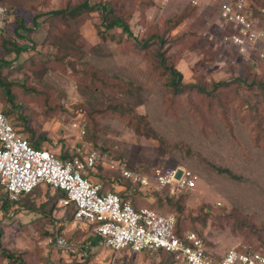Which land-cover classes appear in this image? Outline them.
<instances>
[{
  "label": "rangeland",
  "instance_id": "374dc122",
  "mask_svg": "<svg viewBox=\"0 0 264 264\" xmlns=\"http://www.w3.org/2000/svg\"><path fill=\"white\" fill-rule=\"evenodd\" d=\"M226 1L230 0H1L12 13L11 37L26 49L22 60L33 59L39 69H19V62L8 67L5 62H14L15 55L6 60L0 55V71L15 85V105L27 123L16 115L10 120L27 141L30 133L24 128L46 138L42 146L57 155L76 154L88 143L104 160L122 162L121 167L133 172L186 169L198 175L199 182L178 196L183 198V212L168 204L160 207L161 196L150 190L140 193L126 179L122 184L129 186L116 185L115 191L127 189L139 205L174 214L215 255L245 247L264 254V62L222 43L219 11ZM245 1L264 27V0ZM105 4L132 15L134 38L119 29L105 32ZM78 7L92 10L78 19L79 34L65 45L67 50L57 48L47 39V19ZM192 9L193 16L173 30L179 17ZM17 29L24 37H16ZM163 37V47L156 42L138 53L144 40ZM158 48L194 91L174 96L169 74L155 69ZM0 103L5 110L9 107ZM114 107L121 112L112 111ZM74 123L86 126L84 139L72 129ZM148 128L155 137L147 134ZM99 166L93 180L112 191L108 181L120 174L104 162ZM36 192L17 203L7 202L4 210L6 197L0 190V264H19L6 259L3 251L25 264L167 261L160 253L115 252L104 242L90 246L94 227L69 220L74 208L54 203L55 190L42 185ZM31 206L34 209H28ZM57 235L67 241L66 248L49 244Z\"/></svg>",
  "mask_w": 264,
  "mask_h": 264
},
{
  "label": "built area",
  "instance_id": "2783aa9c",
  "mask_svg": "<svg viewBox=\"0 0 264 264\" xmlns=\"http://www.w3.org/2000/svg\"><path fill=\"white\" fill-rule=\"evenodd\" d=\"M219 21L223 44L235 47L249 59L253 56L264 62V27L251 16L245 0L224 2ZM10 23V10L0 0V37ZM72 129L82 139L87 135L86 126L80 123H74ZM81 152V156L71 153L69 159L61 160L48 149L32 147L15 131L0 104V187L7 190L12 202L17 203L39 186H49L66 193L60 205L75 206L74 222L93 225L97 235L115 252L164 251L179 264H264V254L247 247L230 249L224 256L215 255L195 231L179 235L174 214L164 215L147 206L137 209L105 189L103 183L88 178L104 162L137 189L178 197L197 187L198 175L179 167H163L149 174L133 172L121 167L122 162L104 160L88 143H84ZM49 244L66 248L68 243L57 235Z\"/></svg>",
  "mask_w": 264,
  "mask_h": 264
},
{
  "label": "trees",
  "instance_id": "16d2710c",
  "mask_svg": "<svg viewBox=\"0 0 264 264\" xmlns=\"http://www.w3.org/2000/svg\"><path fill=\"white\" fill-rule=\"evenodd\" d=\"M150 4L152 5V3H150ZM84 7L88 8V5L85 4ZM81 9L78 7L76 9L71 10V11L70 10L58 11L57 13H55L54 16H51L49 19H47L48 23H49V30H48V35H47L48 41H51L55 46H57V48L60 46H63V49L67 50L65 45L70 44L72 42V40L79 34L80 26H79L78 19L80 18V16H82L84 14V12H90L92 10V8H91L88 11H80ZM194 12H195V10L192 9L190 11V13H187V12L183 13L179 17L177 22L172 26V29L173 30L176 29L177 27H179L181 25V23L184 20H186L189 17H192ZM101 13H102V17H103V22L106 24L105 32L107 30L119 29V30H121L123 35H127L131 38H134L133 33L131 31V25H130V21L132 19L131 14L119 13L117 8L110 5V4L109 5L108 4L103 5L101 7ZM10 14L12 16L11 11H10ZM251 15L253 18L255 17V16H253L252 13H251ZM62 21H63V23L61 26H63V29L59 25V22H62ZM10 24H9L8 29H7V32L5 34L1 35V37H0V48L2 49V50H0V55H2L1 57H4V59H5V58H8V57L15 55L14 62H9V61L5 62L8 67H12V65L14 63L19 62L20 63L19 69L25 68L26 66H28V69L30 71H32L33 73H37L39 66L35 63V61L33 59L22 60L21 56L26 49L21 47L17 43L16 38L11 37V35L13 34V31H11V29H10ZM22 26L23 25H20L19 28H21ZM18 30L19 29H17V31H16V37L17 36L20 38L24 37L23 35L18 33L19 32ZM59 35L62 36L63 40L61 39V37L60 38L58 37ZM102 36H104V34H102ZM56 39L59 42L56 43V41H55ZM156 42H157V44H159L160 47H163V45L166 42V39H164V37H163L162 39L151 38V39L144 40L143 41L144 46L139 48L138 53L141 54V53H143L142 51L149 50L150 47L153 46V44H156ZM65 53H66L65 56L70 55V51L68 53H67V51H65ZM157 57H158L159 66L156 65L155 69H156V71H158L159 69L161 70V68H162L163 73H161V74H164V75L169 74V85H170L172 93L174 94L175 97L188 94L189 92L195 90V86H193V85H184L183 75L180 71L177 70L176 65H174V63H170V65L168 66L167 58L163 55V51H161V48H158ZM14 86L15 85H13L12 83H9L6 79H4L2 77V73L0 71V100L2 102H6V104L9 105V107H7V109L5 110L3 104L0 103L3 106L5 115L9 119L10 123H11L10 118L14 117L15 115L17 116L18 120H22L25 123H27V120L24 117L23 113H20L18 111L20 109L19 106L15 105V96L13 93V87ZM23 88L26 89L27 87L25 85H23ZM25 91L27 93H29V92H32L33 90L31 91V90L27 89ZM1 92H2V94H1ZM112 111L119 112V113L121 112L118 109V107H114ZM125 114L126 113H123L121 115H125ZM138 118L145 120V117H142V116H138ZM12 126L14 127L13 124H12ZM14 129L18 134L22 135L19 131H17V129L15 127H14ZM24 132L30 133V142L29 141L28 142L32 147H34L36 149H40V150L47 149V148L42 146V143L46 140V138L38 136L36 132H34L30 129L25 130V128H24ZM147 134L149 136L155 137V133L152 129L148 128ZM76 155L81 156V153L77 152ZM56 156L58 158H60L61 160H67L71 157V153H69V151H65L63 154H60V155L56 154ZM99 167L100 166H97V168H99ZM94 173H95V171H92L88 175V178H90L93 182H100V181L93 180ZM122 180H125V178L120 175V176H117L116 178H114V180L108 181V185L111 187V189H113L112 192H115L116 194H118L124 202H127V201L131 202V204L137 209L144 207V206L139 205V203H138L139 200L137 198L131 197V195L128 193L127 189H123L121 191H115L116 185H119V186L123 185ZM103 186L106 189L104 184H103ZM123 186L128 187L129 184H125ZM39 187H41V186H39ZM39 187H37L32 193L27 194V195L23 196L22 198L36 196V193H37L36 190ZM46 187H49V186H46ZM49 188H51V187H49ZM51 189H53V188H51ZM0 190L4 191V194L6 197L5 202H4V210H6L7 202H10V203H15V202H12L10 200L9 194L5 188L0 187ZM53 190L56 191L54 197H52L54 203L57 201L60 202L62 199H64L66 197V193L64 191H62L60 189H53ZM137 190L140 193L144 192V190L143 191L140 189H137ZM150 191L163 198V199H158L161 202L160 207L164 206L165 204H168L171 206V209H177L180 212L184 211V208L182 207L183 198L170 196L166 193H161V192H158L156 190H150ZM140 195L141 194H139L137 196H140ZM147 207H150V208L158 211V209L154 208L153 206H147ZM63 208H66V209H68V208L73 209L74 208L73 215H71L69 217V220H72V217L74 219L75 212H76L75 206L72 205V206L63 207ZM28 209H34V207L31 206ZM158 212H160V211H158ZM92 227H94V226L92 225ZM186 231L187 230H185V227H183L179 223L177 224V232L179 235H182ZM90 240H91L90 246H92V247L98 246L101 242L105 243V239L103 237L97 235V233H96V237L91 238ZM125 251H128V250H125ZM121 252H123V251H121ZM129 252H131V251H129ZM131 253H133V252H131ZM143 253H147V252H143ZM153 253H160L164 257H167L166 262H161L159 264H175L176 263L174 261L173 255L168 253V252L158 251V252H153ZM2 255L8 260L14 261L16 259L19 264H25L21 259L15 257L13 254H10L8 252L3 251Z\"/></svg>",
  "mask_w": 264,
  "mask_h": 264
}]
</instances>
